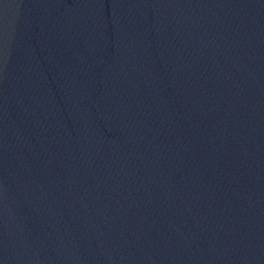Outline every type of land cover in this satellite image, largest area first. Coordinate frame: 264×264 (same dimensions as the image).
Wrapping results in <instances>:
<instances>
[{
	"label": "water",
	"instance_id": "95a60500",
	"mask_svg": "<svg viewBox=\"0 0 264 264\" xmlns=\"http://www.w3.org/2000/svg\"><path fill=\"white\" fill-rule=\"evenodd\" d=\"M0 264H264V0H0Z\"/></svg>",
	"mask_w": 264,
	"mask_h": 264
}]
</instances>
